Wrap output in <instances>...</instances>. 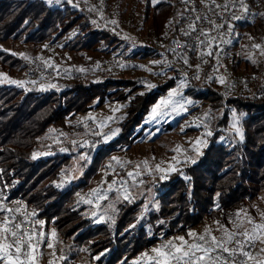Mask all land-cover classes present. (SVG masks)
Instances as JSON below:
<instances>
[{
	"label": "trees",
	"instance_id": "obj_1",
	"mask_svg": "<svg viewBox=\"0 0 264 264\" xmlns=\"http://www.w3.org/2000/svg\"><path fill=\"white\" fill-rule=\"evenodd\" d=\"M137 2L142 5L139 23L151 24L155 38L169 43L185 39L190 24L186 22L182 0ZM263 20L261 16L255 22ZM235 28L240 40L245 27ZM7 42L31 44L35 50L44 42H62V48L71 52L101 53L118 46L119 37L112 30L96 28L89 15L73 7L68 0L51 5L47 0H0V44ZM154 44L130 56L160 62L164 56L159 54L163 52L169 58L167 48ZM200 48L207 52L208 41ZM211 51L213 55H203L206 62L193 72L206 79L212 75L215 78L212 85L196 83L203 90L187 92L197 99L224 103L227 97L216 79L213 43ZM192 61L196 66L198 61ZM248 65L242 59L233 63L232 76H252L245 68ZM28 69L29 65L21 58L0 50L3 73L15 77ZM108 70L99 82H87L77 75L61 90H26L14 84H0V200L13 205L25 203L46 227H54L63 241L68 242L69 256L91 264H133L134 258L157 242L160 233L167 237H187L190 230L209 221L213 213L234 212L264 192V90L255 81V93L244 94L232 89L229 91L234 94L226 101L228 106L244 114L241 119L243 142L225 144L220 141L223 131L217 130L196 162L181 167L171 173L169 179L154 186L159 208L147 217L144 200L122 205L113 222L96 224L85 216V206L79 202L82 195L92 192L91 178L99 163L97 158L84 180L60 191L55 184L68 157L56 155L34 160L33 154L50 127L62 124L68 116L87 112L97 101L102 106L107 99L129 97L125 90L135 86L136 81L118 78L116 71ZM216 82L220 86H214ZM177 85V79H170L156 91L137 95L131 101L129 116L122 124L123 133L110 145L113 151L130 147L142 135L143 122L151 107ZM227 116L225 112L221 120L223 127L228 125ZM101 150L104 151L101 156L111 152L105 147Z\"/></svg>",
	"mask_w": 264,
	"mask_h": 264
},
{
	"label": "rangeland",
	"instance_id": "obj_2",
	"mask_svg": "<svg viewBox=\"0 0 264 264\" xmlns=\"http://www.w3.org/2000/svg\"><path fill=\"white\" fill-rule=\"evenodd\" d=\"M137 1L71 0V5L75 4L78 9L89 15L92 22H96L93 23L96 28L109 29L117 34L119 44L111 50H104L101 53L71 52L62 48V42L58 44L44 42L37 50L31 44L25 43L7 42L0 44V50H5L11 54L16 53L18 58L29 65L28 70L19 73L15 77L6 74L12 80L26 82L23 86L26 90H61L68 87L77 78V75L82 76L87 82H99L106 72V69L102 68V62L114 57H122L124 62L123 71L114 73L116 77L136 81L135 86L126 88L125 91L129 94L126 100L111 98L107 99L102 106L97 101L92 104L91 109L87 112L72 114L62 124L50 127L49 131L40 138L39 149L35 153V158H33L37 160L56 155H66L68 157L66 163L62 166L60 179L55 184L60 191H65L84 180L85 174L97 158L99 163H97V168L91 178L92 192L89 195H82L79 202V205L85 206L84 215L96 224L115 220L122 205L129 202V200L124 199L125 189L130 193L131 202L145 201L144 215L146 217L151 211H156L159 204L156 201L157 194L154 191V186L169 179L171 173L199 159L202 150L209 143L210 136L206 135L207 132L211 131L213 135L217 130H222L223 135L220 141L225 144L232 145L239 141V137L231 127L232 112L235 109L226 103L227 98L234 93L223 89L217 83L218 81L214 86H220L224 96L227 97L224 103L197 99L187 92L188 90L202 91L203 88L200 87L199 89L195 85L196 83L203 86L205 84L212 85L211 81L215 79L212 75H208L206 79L193 72V70L196 71L197 66H202L203 63H200L197 59H190L187 64L184 63V71H181L177 67L170 66V55L167 58L163 52L159 54L164 56L160 58V62H156L157 59L154 58L148 61L139 58L133 59L130 56L133 52L153 45L154 39H157L151 34V24L143 26L139 23L142 21L140 11L142 5ZM131 18H133L132 21ZM113 20L117 23L112 24L111 21ZM253 44L264 45V20L262 23L257 21L251 26H246L242 32V38L239 40L241 59L249 64L245 67L247 73L252 75L254 83L257 81L260 89L264 90V56L260 54V50L252 47ZM24 56H27L28 59H24ZM192 60L198 61L196 66H194ZM45 61H48L49 64L46 65ZM252 61H255V63ZM148 63L154 65V71L150 72L145 68ZM0 73L3 72L0 70ZM63 75H67L68 78L65 79ZM197 75L199 79L195 78ZM209 77L213 79L209 81ZM170 79L178 80V85L170 91L181 93L173 99L176 101L191 100L194 103L192 105L185 104L186 110L178 111H173L172 106L169 105L166 109L161 108L159 110L161 114L153 117L151 113L153 106L161 100L167 99L169 91L151 107L150 114L143 122L142 135L132 142L130 147H122L113 151L110 145L119 139L123 133L122 124L129 116L131 101L137 95L146 94L152 90L156 91L159 85ZM33 81L35 83H32ZM182 81L186 82L184 87H181ZM4 84L8 83L5 82ZM146 84H152L155 87L149 89ZM50 85H55V87H50ZM252 91V93H255L254 88ZM225 112H227L229 120L227 127L221 125ZM235 112L240 117L239 126L241 127V119L244 114L236 110ZM206 113H208L207 118H205ZM101 124L104 127H101ZM169 126L171 127L168 128ZM117 129L119 131L112 135ZM197 139H202L205 143L196 145ZM102 147L111 149V152L108 151L101 156L104 153L101 150ZM194 148H198L199 152ZM61 149H64V151H61ZM82 156H87V159H81ZM113 157H116L123 164V167H121V164L116 163L112 159ZM173 157H176V160H173ZM144 161H147V167H145ZM109 164H111L110 168L108 167ZM137 165H139L138 168ZM157 165L165 170H168L170 166H174L176 170L157 171ZM129 172L133 173L132 177L128 176ZM136 173H139V175H136ZM161 176L165 178L161 179ZM109 185H112L111 190H109ZM94 190L97 191L94 192ZM102 196L105 198L101 199ZM88 200L91 203L85 202ZM0 203L7 209H20L19 213H14L16 220L19 216L24 217L25 214H28L29 221L40 220L36 215H31L35 212L27 208L25 203L13 205L12 203H6L4 200H0ZM241 209L246 210L247 215L256 223H264V220H261L260 217V213L264 212V192L254 200H248L234 212L221 213L222 215L220 212L213 213L209 217V221H206L202 227L190 231L204 234L205 229L209 228L211 229V235L216 236L219 240L226 238L220 225L234 233L242 232L245 229L250 230L251 225L246 222L242 227H236L241 220H245L244 212H241L239 220L236 217V213ZM5 215H13V213L0 211V220ZM217 221H219V224L216 223ZM36 228L38 232L42 230L46 233V239L37 251L38 264H49L50 260L53 261V264H91L87 260L78 261L69 256L68 242L63 241L54 227H46L44 223L42 229L40 225H36ZM53 230L57 234L55 238L51 237ZM158 236L157 242L147 251L134 258L133 262L146 264L143 254L148 253L154 256L155 253L151 249L160 247L161 244L167 243L169 240L179 244V241L174 239L178 236L167 237L163 233ZM185 239L189 243L193 242L188 235ZM237 239H242V237L237 236ZM262 241H264V238H262ZM262 241L255 243L254 248L251 250L253 256L264 258V253L260 251L261 248H264V242ZM47 242L53 243L54 248L45 247L44 244ZM229 247L235 248V242L230 244ZM53 251H55V255H52ZM61 255L65 256L66 259L61 260L59 258ZM250 264H253V262Z\"/></svg>",
	"mask_w": 264,
	"mask_h": 264
},
{
	"label": "snow or ice",
	"instance_id": "obj_3",
	"mask_svg": "<svg viewBox=\"0 0 264 264\" xmlns=\"http://www.w3.org/2000/svg\"><path fill=\"white\" fill-rule=\"evenodd\" d=\"M54 2L58 4L60 3V0H47V3L49 5L53 4ZM69 2L71 3V0H69ZM153 2L156 3L158 2V0H153ZM184 2H187V0H184ZM239 5L242 11L247 12L248 9L245 0H239ZM73 7H76V5L73 4ZM217 7L221 6L217 5ZM223 8L226 10L228 8V5L225 4ZM261 15H264V13H262ZM232 18L235 20H239L242 17L234 15ZM199 19L200 18L197 17V20ZM93 23L96 22L93 21ZM111 23L116 24L117 22L113 20L111 21ZM214 27L223 28L224 25L214 24ZM189 28L193 32L196 31L195 23L190 24ZM228 31L229 33H231L232 31L231 24L228 25ZM201 35L207 36L208 33L202 31ZM214 40L215 38H212V40L208 41L209 50L207 52H202L201 55H213V52L211 51V45ZM222 42L225 44H229L231 43V40H222ZM176 43L179 42L177 41ZM200 43L203 44L204 41H200ZM252 47L257 50H260V54L264 56V45L253 44ZM12 54L16 55V53ZM215 55L217 58V62H219V53L217 52ZM24 59L27 60L28 57L24 56ZM252 62L255 63V61ZM184 63H188L187 59L184 60ZM45 64L48 65L49 62L45 61ZM195 78L199 79V76L197 75ZM212 79V77H209V81H211ZM216 79L221 84L225 82L223 76L216 77ZM5 82H7L8 84H14L17 87H23L26 83L24 81L12 80L7 77L6 74L0 73V84ZM32 83L35 82L33 81ZM184 86L185 84L182 81L181 87ZM50 87H55V85H50ZM146 87L151 89L155 87V85L146 84ZM178 95H181V93H179L178 91H170L168 93L167 99L161 100L159 103L153 106L151 110L152 116L155 117L158 114H161L159 110L161 108L166 109L169 105L172 106L173 111H178L186 110L185 104L192 105L194 103L191 100H174L173 97ZM207 117L208 113L205 114V118ZM109 119H111V117H109ZM239 121L240 117L237 116V113L235 112V110H233L231 127L235 130V133L239 137V140L243 142L244 133L242 131V128L239 126ZM100 126L104 127L103 124H101ZM118 131V129L115 130L112 135H115ZM206 135L211 136L212 132L209 131L206 133ZM202 143H205V141H203L202 139H197L195 142L196 145H200ZM178 150L179 148L177 149V151ZM194 150L199 152L198 148H194ZM61 151H64V149H61ZM35 156L36 154L34 153L33 158H35ZM81 159H87V156H82ZM112 159L115 160L116 163L121 164V167H123V164L119 160H117L116 157H113ZM172 159L176 160V157H173ZM192 162L194 163L195 161ZM143 163L145 167H147V161H144ZM108 167L110 168L111 164H109ZM138 167L139 165H137V168ZM156 170L164 172L175 171L176 169L174 166H170L168 170H165L161 169L160 166L157 165ZM136 175H139V173H136ZM128 176L132 177L133 173L129 172ZM164 178V176H161V179ZM57 186L59 187V185ZM111 189L112 185H109V190ZM95 191L97 190H94V192ZM103 198L105 197L102 196L101 199ZM124 199L129 200V202H131L130 193L127 189H125L124 191ZM85 202L91 203L90 200ZM0 211L13 213V215H5L3 219L0 220V264H38L37 251L41 247L42 243L45 241L46 233L42 230L38 232L36 225H40L42 229L45 222L43 220L29 221L28 214L24 215L23 220L17 222L14 213H19L20 209H7L2 203H0ZM241 212H244L245 220H241L240 223L236 225V227L240 228L246 222L247 224L251 225L250 230L245 229L242 232L234 233L223 225H220V227L225 233L226 238H221L219 240L216 236L211 235V229L209 228L205 229L204 234H197L195 232L189 231L187 235L193 240V242L189 243V241L185 239L184 236H178L174 239L178 240L179 244L175 243L173 240H169L167 243L161 244L160 247H154L153 249H151V251L155 253L154 256L149 255L148 253L143 254L146 264H249V261L253 262V264H264V258H260L259 256H253L252 252L249 250L250 248L255 246V243L257 241H262V238H264V223H256L250 216L247 215V211L244 209H241L236 213V217L238 220L240 218ZM31 215L34 216L35 213H32ZM260 217L261 220H264V212L260 213ZM216 223L219 224V221H217ZM25 225L31 227V231H24L23 229ZM56 235V232L53 230L51 232V237L55 238ZM237 236L242 237V239H237ZM233 242H235L236 247H229V245ZM44 246L49 249L54 248V245L51 242H47L46 244H44ZM260 251L264 253V248H261ZM52 255H55V251H53ZM238 256L243 257L244 259H240L239 261H237ZM59 258L61 260L66 259V257L63 255H61ZM97 259H99V257H97ZM49 264H53V261L50 260ZM133 264H136V262H133Z\"/></svg>",
	"mask_w": 264,
	"mask_h": 264
},
{
	"label": "built area",
	"instance_id": "obj_4",
	"mask_svg": "<svg viewBox=\"0 0 264 264\" xmlns=\"http://www.w3.org/2000/svg\"><path fill=\"white\" fill-rule=\"evenodd\" d=\"M102 2V1H101ZM247 12L241 10L239 0H182V6L186 12V22L189 24L195 23L196 31L187 32L184 40L179 43H169L162 39H154V43L159 48H167L170 55V66L184 71V60L197 59L200 63H205L206 58L201 55L200 41L207 42L215 38L213 45L215 52L219 53V62L217 58L214 64L216 77L223 76L224 83L221 84L225 90H239L244 94H249L254 88V78L244 74L233 75V63H237L241 59V48L239 38L236 33L237 27H246L250 23L258 20L264 13L263 0H245ZM227 4L225 10L223 6ZM220 5L221 7H217ZM242 17L235 20L233 16ZM197 17L200 19L197 20ZM215 25L223 24V28H216ZM232 25V31L229 33L228 25ZM207 32L208 35H201V32ZM222 40H231V43L225 44ZM218 45V47H217ZM197 46V48H196ZM122 57H114L102 62V68L113 70L116 72L123 71ZM148 71H154L155 67L152 63H148L145 67ZM66 79L67 75H63ZM186 84V82H184ZM23 220L22 216L17 218V222ZM24 231H31V227L25 225ZM254 247L250 248L251 251ZM244 259L237 258V261ZM251 261H249V264Z\"/></svg>",
	"mask_w": 264,
	"mask_h": 264
}]
</instances>
